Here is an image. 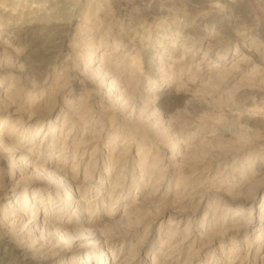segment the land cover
Here are the masks:
<instances>
[{
    "label": "rangeland",
    "instance_id": "374dc122",
    "mask_svg": "<svg viewBox=\"0 0 264 264\" xmlns=\"http://www.w3.org/2000/svg\"><path fill=\"white\" fill-rule=\"evenodd\" d=\"M257 10L264 15V4ZM226 12L221 1L200 6L190 0H0V119L15 105L22 109L20 102L46 106L57 102L62 114L55 125L61 138L73 137L76 129L79 138L85 131L95 138L104 136V141L112 140L113 144L120 145L127 138L128 142L133 140L135 149L140 144L149 155L144 168L135 151L121 162L114 161L113 177L109 180L106 175L105 185L98 175L87 181V196L64 213L67 219L71 216L79 224L86 223L85 231L103 230L107 238L116 235L119 247L124 244L123 248L129 251L151 224L162 222L165 210L170 212L183 205L195 207L198 197L212 186L244 189L250 180L251 167L257 169V165L264 164V81H255L261 92L253 99L238 96L237 89L250 88V80L257 73L256 65L252 63L247 69V60L242 59V43L228 40L219 26L197 28L198 16L206 13L220 17L223 25H230ZM39 20L73 21L70 34L41 32L42 45H56H52L53 54L47 59H37L34 54L30 57L26 50L42 47L41 42L28 45L12 31ZM243 34L248 36V32ZM66 37L69 39L63 44L61 40ZM247 38L246 46L252 41L250 36ZM117 48L128 56L102 60L103 53L111 54ZM104 73L117 75L114 90L111 78L102 87ZM84 79L91 86L85 82L82 84L85 89L78 94L72 92L73 95V85ZM170 86L181 92L184 101L166 114L165 107L157 104V93ZM195 104L202 106L203 112ZM20 115L17 113L14 119ZM250 116L257 127L247 125ZM71 128L74 132L68 134ZM42 137L41 133L39 138ZM193 152L197 157L188 163ZM250 153L258 155L249 159ZM18 167L13 168L10 161L0 158V180L14 173L15 183L24 181L17 193L30 199L35 182L27 179L30 176L26 174L16 177ZM181 177H186L189 185L185 193L178 192L180 198L175 192ZM79 178L82 180L84 176ZM19 198L0 185V200L8 205L0 209V257L11 252L12 258L6 264H83L85 249L72 262L71 251L65 256L55 255L49 240L44 249L39 241L34 243L38 236L30 243L21 239L22 225L16 227L18 231L13 230L6 215L10 212L12 217H24L16 212L21 209L15 207ZM249 217L250 211H243L240 223ZM168 219H164L162 233L157 226L145 245L151 259L154 255L168 254L166 249L173 243L176 226L171 224L174 228L170 230ZM259 231L260 228L256 236L262 233L264 237V231ZM245 241L243 237L239 243L244 249ZM250 243L259 247L261 240ZM231 245L228 241L227 257L218 264L228 263ZM263 254L264 251L258 258Z\"/></svg>",
    "mask_w": 264,
    "mask_h": 264
},
{
    "label": "bare ground",
    "instance_id": "6f19581e",
    "mask_svg": "<svg viewBox=\"0 0 264 264\" xmlns=\"http://www.w3.org/2000/svg\"><path fill=\"white\" fill-rule=\"evenodd\" d=\"M212 1L223 2V8L227 10L226 13L230 16L231 24L223 25L220 17L209 16L206 13L198 16L197 28L201 29V27H208L209 25L219 26L228 40L236 44L242 43L241 52L244 53L242 59L244 61L247 60V69L249 65L254 63L257 73L252 76L251 80L249 79L250 88H247V90L237 89L239 93L236 92V94L238 96H247V100L253 99L258 92H261L256 82L259 81L261 83L264 81L262 79L264 78V49H261L264 45V15L257 10L262 3L264 4V0H190L192 4L200 6H205L206 3ZM258 2L259 5L257 6L256 3ZM46 22H41L40 20L36 22L30 21L22 24L23 26L20 25L13 28L12 31L25 43L27 42L28 45L36 46V44L41 42L42 31L58 32V34H61L59 36H62L63 31L70 34L73 30V21L70 23ZM219 32L218 34L221 35ZM246 32L252 38L248 46H246L248 36L243 34ZM53 36H55L54 38L57 37L56 35ZM68 39L66 37V40L62 39L61 41L64 40V44ZM52 45L43 44L40 48H28L26 50L29 51L30 57L34 54L37 59H47L53 54V48L51 47L56 46ZM57 45L59 44L57 43ZM127 56L124 51L118 52L117 48L111 54L103 53L101 57L103 61H106L115 57L125 58ZM217 59L222 60L220 57ZM86 71L89 73L90 67ZM92 71L97 72V70ZM111 74H103L102 87L105 86V80L111 78V90H114L118 77L115 73ZM85 82L91 86V83L84 79L81 84L76 82L73 85L71 93L78 94V92L85 89L82 85ZM79 95L83 96L81 93ZM157 96V104L159 107H165L167 110L166 114L180 107L179 102L183 100H181V92L172 86L167 89H161L158 91ZM70 100H73V97ZM19 106L22 109H19L18 105L11 106L12 108L8 109L7 115L0 119V158L4 161H10L13 168L18 165L20 170L16 177L20 174L29 175L30 177L28 176L29 178L27 179L33 180L36 186L32 197L29 199L26 195L21 196V194L17 193L24 181L21 180L15 183L14 173L11 175L6 174L4 180H0V185L7 191L10 189V192L16 197L20 196L19 200L16 201L18 204L15 207L16 209L21 207L16 212H20L24 217H12L10 212L6 213V215L9 217L7 221H9V225L13 230L16 229L18 231L19 229L17 230L16 227L22 225L19 231L21 239H26L30 243L32 239L38 236L39 239L35 240L34 243L39 241V245L44 247V249L46 241L48 242L49 240L51 244L49 246L53 248L55 255L65 256L71 251L72 262L75 258L81 256L85 249L86 256L83 264H209L211 262L218 264L220 260H224L227 257V242L229 241L232 245L229 249L231 255L227 264H264V254L261 259L258 258V255H261L264 251V237L262 233L260 237L256 236L258 228H260V231H264L263 163H258L257 169H254V166L251 167L252 169L250 168V180L244 189L228 188L225 190L219 185L212 186L207 193L205 192L206 194L204 193V195L202 194L203 196L198 197L195 207L189 208L190 206L183 205L170 212L163 210L162 219L169 218V226H176V236H172L173 243L166 249V252L169 251L168 254L166 253L161 257L154 255L151 259V252L145 249V245L151 233L157 230L155 229L157 226L159 227V233H162L166 224L165 220L161 219L162 222L160 224L159 222L156 225L151 224L148 227V232L141 236L139 243L135 246L133 244L129 245L130 250L128 251L123 248L124 244L121 248L119 247V239L116 235L107 238L103 235V230L101 233H99V230L85 231L84 226L86 223L79 224V222L72 220L71 216L67 219L64 214L73 204L84 201L86 193L89 192L87 181L100 176L102 184L105 185L104 177L106 175L107 179L111 180L113 177L111 166L114 161L121 162L135 151V156L139 159L140 166L146 167L149 155L145 153L141 145L139 144L138 148L135 149L133 140L132 142L130 140L129 143L127 138L120 145L113 144L112 140L104 141V136L95 138L87 131L79 138V134L77 135L78 129L74 132V128L68 131V134L74 132L73 137L68 135V137L61 138L62 134L57 133L55 125L62 114L61 105L57 104V102L51 106H46L43 103L20 102ZM194 106L197 105L195 104ZM196 109L202 110V112L204 110L199 105ZM41 110H45V113L43 114ZM40 112L43 114L42 116L36 115ZM17 113L21 115L18 119H14ZM166 116L168 117L169 115ZM67 117L68 115H65V122H67ZM15 120L17 121L16 123ZM253 120L254 118L250 116L246 123L255 128L257 124ZM41 133L43 137L39 138ZM104 150L108 155H105ZM196 155L194 152L193 154L191 153L187 162L195 160ZM255 155L257 156L258 154L250 153L249 159H252ZM80 175L84 176L82 180L79 178ZM188 185L189 180L186 177H181L176 184L175 194L178 192L185 193ZM24 189L25 194L27 188ZM45 191L47 192L44 193ZM13 204V202L10 203V205ZM1 208L6 209L8 205L2 204L0 200ZM246 210L250 211V217L240 223L239 216ZM218 211L220 214H218ZM202 215L203 217H201ZM174 226L170 227V230ZM91 228H93V225L90 226ZM84 236L87 238L83 239L82 237ZM243 237L246 238L245 249L239 245ZM181 239L183 240L181 241ZM253 240H261L260 246L250 243ZM10 253H5L0 257V264H6L9 259H12L10 258ZM258 259L260 260L259 263L257 262Z\"/></svg>",
    "mask_w": 264,
    "mask_h": 264
}]
</instances>
